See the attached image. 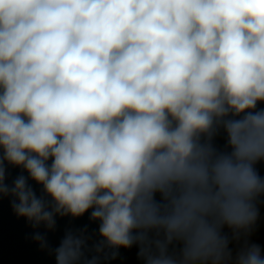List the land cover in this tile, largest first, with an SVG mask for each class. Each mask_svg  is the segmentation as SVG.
Wrapping results in <instances>:
<instances>
[{"label":"clouds","instance_id":"9594fccd","mask_svg":"<svg viewBox=\"0 0 264 264\" xmlns=\"http://www.w3.org/2000/svg\"><path fill=\"white\" fill-rule=\"evenodd\" d=\"M260 103L264 0H0V200L33 229L99 222L56 264H264Z\"/></svg>","mask_w":264,"mask_h":264},{"label":"trees","instance_id":"16d2710c","mask_svg":"<svg viewBox=\"0 0 264 264\" xmlns=\"http://www.w3.org/2000/svg\"><path fill=\"white\" fill-rule=\"evenodd\" d=\"M258 107L264 108V103H260ZM213 143L218 149H224L226 136L223 131L214 138ZM255 167L259 175L264 178V160L259 161ZM8 172L9 177L6 182L9 184L18 175L27 176V173H22L19 168H9ZM29 183L39 195L40 186L31 180ZM258 208L259 219L251 240L264 248V196L260 198ZM90 211L79 218L57 217L56 227L52 231L46 230L43 226L33 229L24 218H17L11 209L10 198L5 197L0 200V264H56L55 255L50 250L59 246L65 233L69 230L74 232L85 230V235L89 237L85 254L90 259L95 254L90 249L100 240L99 222L90 220ZM37 231L46 236L48 248L41 249L39 243L32 239L33 234ZM118 252L119 255L115 259L102 257L99 264H143V261L137 256L138 247L136 245L129 249L121 248ZM48 257H52V259L48 260Z\"/></svg>","mask_w":264,"mask_h":264},{"label":"rangeland","instance_id":"374dc122","mask_svg":"<svg viewBox=\"0 0 264 264\" xmlns=\"http://www.w3.org/2000/svg\"><path fill=\"white\" fill-rule=\"evenodd\" d=\"M51 250H52V248H51ZM51 253L54 255V251H51ZM51 259H52V257H48V260H51Z\"/></svg>","mask_w":264,"mask_h":264},{"label":"built area","instance_id":"2783aa9c","mask_svg":"<svg viewBox=\"0 0 264 264\" xmlns=\"http://www.w3.org/2000/svg\"><path fill=\"white\" fill-rule=\"evenodd\" d=\"M225 231L227 232L228 230H227V229H225Z\"/></svg>","mask_w":264,"mask_h":264}]
</instances>
